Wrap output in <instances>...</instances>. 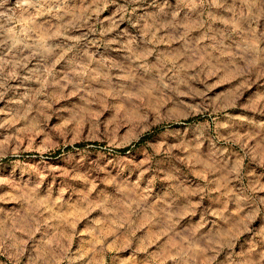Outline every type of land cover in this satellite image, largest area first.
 <instances>
[{
    "label": "rangeland",
    "instance_id": "1",
    "mask_svg": "<svg viewBox=\"0 0 264 264\" xmlns=\"http://www.w3.org/2000/svg\"><path fill=\"white\" fill-rule=\"evenodd\" d=\"M156 105H180L158 153L63 144ZM19 144L0 264H264V0H0V151Z\"/></svg>",
    "mask_w": 264,
    "mask_h": 264
},
{
    "label": "bare ground",
    "instance_id": "2",
    "mask_svg": "<svg viewBox=\"0 0 264 264\" xmlns=\"http://www.w3.org/2000/svg\"><path fill=\"white\" fill-rule=\"evenodd\" d=\"M178 108H180V105H172V106L156 105V106L146 108L145 110H141V111L137 110V111L132 112L130 116L125 120V125L123 127V130L116 129V131L113 132L112 134L113 138L109 141L108 144H104L102 140L97 136H91L86 139H83L79 135H75L70 140L64 141L63 144L64 145L67 144V146L75 147L76 149H79V150H80V147H83V145H85L84 150L86 149L85 151H87L86 153L88 155L91 156L92 153H95L99 161H103V162L106 161V163H109L112 161V155L108 154L106 149H114V150H119V151L129 150L130 146L133 145L135 142L139 143V140H144L145 138L149 137L151 134V136L155 135L156 139L162 140L158 144L157 147H151L154 153H158L159 149L163 147L164 145V140H168L167 137L169 134L172 135L174 133L175 134L177 133L175 135V138L176 137L180 138V135H178V133L180 132V111H178L179 110ZM143 135H146V136H143ZM21 147L22 146L20 145V146H15L12 149L11 148L9 149L7 146L2 148V150L0 151V165L11 163L13 164L14 167H16L15 165H18L23 162L30 163L32 161L33 163V160L26 161L25 154H27L28 156L32 154L33 155L36 154L37 153L36 151L31 150L34 146L33 147L26 146L24 148H21ZM51 148H52L51 149L52 152L55 153L56 152L55 148L54 147H51ZM79 150L77 152H79ZM73 151L76 152V150H73ZM141 152H143L142 153L143 155L147 156L148 155L147 153L149 151L147 149H144ZM40 155H42V157L49 156L44 151H40ZM76 157L78 158L79 164H82L84 162L85 156L83 157V155H77ZM146 158H143V159H146ZM76 159H72V161L75 162ZM92 159L94 160V158ZM75 163L77 164V162ZM8 174L4 172L0 173V185L1 186L5 185L7 187H12V185L15 183L16 181L15 177L11 176L13 173L9 175Z\"/></svg>",
    "mask_w": 264,
    "mask_h": 264
}]
</instances>
